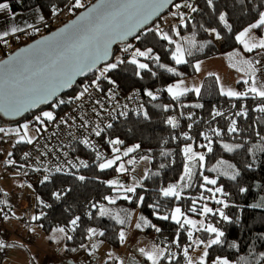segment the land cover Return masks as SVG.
<instances>
[{"label": "snow or ice", "instance_id": "obj_1", "mask_svg": "<svg viewBox=\"0 0 264 264\" xmlns=\"http://www.w3.org/2000/svg\"><path fill=\"white\" fill-rule=\"evenodd\" d=\"M22 2V0H18ZM209 7L215 10L214 0H206ZM244 3V0H241ZM173 4V0H97L96 3L90 6L84 3V0H70V3L66 4L65 7L69 12L75 14L76 9L86 8V11L76 16L70 23L60 28L58 31L53 32L51 35L44 36L40 40L34 43L20 48L14 54L9 55L7 59L0 60V112L5 115L17 116L24 112L39 107L41 104H49L53 99L55 103L51 104L52 108L58 109L61 105H71L76 101H84L85 98L92 101L94 107L92 112L96 117L101 116V112H107L104 108V104L101 99H93V93L90 91L94 89L96 92H104L101 81H107L109 85L113 87L106 93L107 97L111 100L116 99V93L113 89L118 88L116 80L112 79L108 74L114 72L121 65L130 64L134 66V74L140 79L144 76L142 73H150L153 77L157 76V72L153 71L150 67L149 62H155L160 68L166 72L173 74L174 76L181 77L183 73L178 71L175 67H169L167 64L161 63V56L157 54L153 47L145 46L143 49L135 47V45L129 43L124 45L121 49L123 53L128 54L127 56H113L111 54V46L117 41H125L129 36H133L137 41L141 40L143 36L148 33H152L159 40L166 41L168 45L174 46L171 51V59L176 65L187 64L189 61L186 59L187 56L193 55V50L197 49V45L193 39L182 38L188 40V47H185L180 41L174 38L181 37V28L189 27V20L191 17L186 16V13L182 11V8L190 9L192 13L199 11L194 6L191 0H185L183 4L176 3L173 7L176 11L171 12L173 18L178 19V24L170 25L168 30H165L159 24L154 27H145L153 20L154 17L160 15L162 10ZM256 11V17L254 22L249 23L246 27L240 30L235 35V40L242 46L243 52L239 49L233 53H229V58L233 56H243V53H255L259 58L242 59L243 67L239 69L245 72L247 78L242 79V84L246 86L244 91H238L232 88H225L223 85L220 86V95L234 98L236 100H246L248 98L258 100L259 103L252 109V111L264 114V0H261L259 4H253ZM39 11V9H37ZM51 15L59 17L63 9L53 5L51 7ZM7 12L10 14L11 19H16V13L12 12L11 4L8 0H0V13ZM41 23L45 22V16L40 14L38 17ZM219 22L229 31H232V24L227 18V13L219 14ZM201 27H203L201 25ZM31 30L32 33H38L40 31L33 23L25 22L24 26L13 24L8 30L0 31V43L8 45L9 36H13L19 39L18 33H28ZM143 30V31H142ZM204 31L209 34H214L217 39L221 38L220 32L216 28H204ZM139 33V34H138ZM259 33V34H258ZM211 43V41H208ZM206 45H202L203 47ZM198 50V49H197ZM142 58V59H141ZM111 61V62H109ZM98 64H103V67H97ZM196 71H200L201 64L197 62L194 65ZM95 71L97 75L91 79L90 83H84L81 86V90L74 96L67 99L60 98L59 94L66 88L72 87L76 77L85 76L88 73ZM219 81V77H217ZM241 81H238L240 83ZM157 91H166L173 100L179 101L181 97L185 96L189 92L195 93L197 96L200 95V87L186 86L183 79L178 80L176 83L169 84L164 89H158ZM151 100H156L157 95L151 91L146 90L145 93ZM118 103V102H117ZM82 107V105H78ZM127 107V105H125ZM171 105H164V111H168ZM184 107L203 108L204 105L196 103L193 105H181ZM235 104L232 108H236ZM142 108V106H141ZM141 112L138 111L137 115ZM145 119H148V112L142 111ZM249 110L247 106L242 105L239 110L234 112L235 117L247 118ZM111 115V113H109ZM121 116H126L127 112H120ZM184 115L183 111L180 113ZM194 113H189L187 118L193 119ZM225 113L218 109H213L211 112L212 119L215 120L217 117H224ZM57 119L56 115L52 110L41 111L39 114L34 116V120L38 125L35 129L37 133L46 126V122H52ZM227 119L230 121L227 128V133H239L240 128L238 122L233 116H228ZM81 123L79 125L82 129L91 128V132L96 137H100L105 132V128H112L111 123H107L104 127L98 122L90 123L89 120L80 117ZM71 121V123H70ZM76 118L69 116L66 118H60L58 124L67 127H72L75 124ZM257 121L260 122L261 118L257 117ZM195 123V121H193ZM167 124L172 128L179 126L176 117H169ZM193 124H189L188 128L191 129ZM30 124L24 123L21 127L15 129H6L0 127V133L4 135L15 134L19 139L16 143L26 142L32 144L34 138L29 135ZM71 135V133H69ZM224 131L220 128H211L210 133L203 132V140L206 143L198 145L199 148L206 149L205 152L196 151L193 145L186 144L182 148V153L186 159L184 164L183 175L180 176L179 182L170 184L167 187L160 188V194L165 198H175L176 201L184 199V189L191 187L193 177L196 175L197 169H199V175L202 178L203 183L200 185L202 189L210 193L209 197H205L203 194L198 198L199 201H205L207 199H214L217 205H222L223 208L229 207V204L225 199H217V194L227 197L230 194L225 192L223 185H218V181L221 176L227 177L228 180L236 181L241 175L240 171L236 169L233 164H228L226 161L221 159L217 162L216 166L208 169L209 172L217 173L214 178H210L208 175H204L203 169L205 167L206 156L214 152V141L213 136L222 138ZM183 137L187 141H193V137L188 132L182 133ZM255 135L260 136V131L255 130ZM76 139V137H73ZM261 140H264V136H260ZM175 139V137H173ZM80 143L89 147L96 154V160L100 161L98 168L103 171L112 169L115 166V170L118 173H129L130 169L127 165H135L137 163L134 157L129 158L126 162L123 160L124 157H130L131 153L137 152L140 149L139 144L127 147L123 151L118 145L124 143L123 140L107 139V144L111 147L113 156L111 158H105L104 154L99 151L98 146L90 140L89 136H84L79 140ZM167 143V141H165ZM221 147L227 152H234L237 149L244 148L243 143L231 144L220 141ZM261 151H264V145L261 146ZM67 155V153H64ZM163 155H171V153L165 152ZM28 153H25V159L28 157ZM47 155V153H43ZM8 156L11 157L12 153L9 152ZM142 160H147L149 157L142 156ZM119 162V163H118ZM7 164H15L16 161L13 159L6 160ZM71 164V161H69ZM79 166L87 168L88 163L84 160L79 161ZM253 165L248 164L247 167L251 168ZM23 167V166H21ZM72 167H77L76 164H72ZM164 167V165H161ZM37 171L39 169H36ZM133 167L131 171H134ZM57 172L61 171L60 167L56 168ZM153 175H159V173H153ZM149 178V172L146 171L144 179ZM79 180L83 181L84 176H79ZM133 183L126 186L119 179H112L104 181L115 193V196L105 195L103 199L109 204H115L118 199L127 201L132 200V196L135 195L137 188L142 186V181L137 180L135 177L132 178ZM44 180H48L45 176ZM208 185L214 187H207ZM31 187V185H29ZM70 191V189H69ZM241 193L247 192L248 189L241 187L239 189ZM66 194V193H64ZM56 199H60L62 193H53ZM39 199V198H38ZM137 205H143L144 197L138 196ZM197 199H192L191 207L187 211L183 210L180 206H176L164 214H161V205L157 201L154 204L148 205L149 208L153 209L152 215L156 219L161 221H172L178 229L175 233L174 238L171 242L164 243H153L149 248L140 247L137 249L139 254L143 256L149 264H177L180 256L184 259V264H208L209 262V249L213 246L222 245L225 237V232L219 227L206 223L205 220L193 219L188 213H195L203 217H207L209 214L213 216H219L222 221L233 223L232 219L225 214L222 208L209 207L207 203L198 205ZM6 201H0V204H6ZM41 204L44 202L41 200ZM50 207V205H44ZM257 207L258 205H251ZM92 209H98L99 216L103 217L111 215V218L115 219L120 225H126L129 223V219L132 215L130 212L125 213V218L120 217V213H110L103 204L92 203ZM0 214H3L4 219H9L7 213L4 212L3 208H0ZM88 217H92V212L87 213ZM40 216H33V220H39ZM80 216H76L70 221V231L75 232L79 227ZM136 229L144 230L145 228L154 229L156 233H161L162 229L152 222V220L141 215L139 222L135 224ZM34 231L35 229H31ZM57 232L63 234V237L71 241L72 235H69L64 227L57 229ZM185 232L187 236L188 244L182 245L180 241V233ZM208 233L212 234L210 238L202 239L199 238L197 233ZM104 231L98 230L95 227H89L86 229V238L92 241L95 237H103ZM119 240L124 243L127 239L126 232L123 228L119 231ZM99 243H92L89 245L81 243L80 248L89 251V255L94 254L95 250L99 247ZM23 247V245L7 244L3 239H0V250L13 247ZM175 247L178 251H173ZM203 248L202 253L198 258L191 256L190 250ZM230 247L238 248V245L233 242ZM70 251L76 252L77 248H71ZM35 259V258H33ZM109 261H116L118 264H124V261L119 257H115L112 253H109V260L105 261V264H109ZM264 261V252L259 254V259L256 264H260ZM211 264H232L228 257L216 256L212 259Z\"/></svg>", "mask_w": 264, "mask_h": 264}, {"label": "trees", "instance_id": "obj_2", "mask_svg": "<svg viewBox=\"0 0 264 264\" xmlns=\"http://www.w3.org/2000/svg\"><path fill=\"white\" fill-rule=\"evenodd\" d=\"M95 1L92 0L86 5L90 6ZM8 2L11 4L12 12L14 13H27L39 9L40 13L45 16V21L49 24L46 32L40 36L31 32L30 40L20 45L23 46L62 26L63 24L58 26L53 23L57 16L51 15L50 10L53 5H56L63 9V13L67 9L65 5L70 3V0H22V2L8 0ZM260 2L261 0H244V3H241V0H214L215 10H213V8L207 5L206 0H194V6L199 11L192 13L190 9H187L188 15L185 12L186 16L191 17L189 27L181 28V37H175L185 47H188V40L182 38L193 39L197 45L198 50L194 49L193 55L186 57L189 61L187 64L176 65L171 59L170 51V49H174V46L168 45L166 41L159 40L152 33L143 36L136 43L135 47L142 49L145 46L153 47L155 52L161 56V63L167 64L169 67H175L183 73L181 77L174 76L164 69H160L155 62H149L153 71L157 72V76L155 77L150 73L144 72L142 73L144 78L140 79L134 74V66L130 64L121 65L114 72L109 73V76L117 82L118 93L127 94L135 89L140 91L143 99V110L148 112L149 118L145 119L142 113L140 115L129 114L128 116L120 117L113 122L112 128H106L105 132L98 137V140L106 148L107 156L105 158L113 156L111 151L112 146L107 144V139L119 138L123 140L124 143L117 146L121 149L139 144L141 146L140 149L130 155L134 156L136 160L141 159L142 156L149 157V178L142 180V186L137 188L135 195L129 194L132 196L131 201L120 199L115 204H109L103 197L105 195L114 196L116 193L103 182L112 179H119L122 182L120 178L121 174L115 170V166L112 169L101 171L98 168L100 161L96 160L95 152L81 147L77 150V154L88 163L89 167H82L71 174L48 180L47 183L37 186L39 199L37 198L35 216H40L41 218L34 220V223H39L47 232L54 228L64 227L68 234L73 236L71 241L66 240L64 244L67 255H73L78 252L81 249L79 247L81 243L88 244L90 242L86 238V229L89 227H95L98 230L104 231L105 235L103 237H96L98 242L102 241L99 244H108L112 248H119L121 245L118 238L119 231L121 228L126 229L129 223L120 225L115 219L111 218V215L99 216L98 209L91 208L92 203L103 204L112 214L119 212L121 218H125L126 212L132 213L134 209L138 208L140 216L147 217L162 229V232L156 233L154 238L159 243L171 242L178 226L170 220L161 221L156 219L152 215L153 209L149 208L148 205L158 201L161 205V214L176 206H180L187 211L191 206L192 199L198 200L201 194L206 193L200 187L203 181L199 175V169L193 179L192 186L185 190L184 199L176 201L175 198H165L160 194L159 190L162 187H167L169 184L179 182L180 176L183 175L186 159L182 153V148L186 144L191 143L197 151L205 152L206 149L198 147L199 144L206 143L201 133H210L211 128H220L225 134L222 138L213 136L214 152L206 156L205 167L203 169L204 175L214 178L217 173L209 172L208 169L216 166L217 162L221 159L228 164L235 165L241 175L236 181L228 180L224 176H221L218 181V185H223L225 192L230 194L227 197H223L226 198L229 204L225 214L232 219L233 223L222 221L219 216L209 215L210 222L223 230L225 237L222 238L224 240L222 245L213 246V248L209 249L208 264H211L212 259L216 256L228 257L234 264H256L259 254L264 252V151H261L264 140L260 138V136H264V114L252 111L259 101L251 98L236 100L220 95L218 81L213 76L204 79L199 96L193 92H189L181 97L179 101H175L166 91L157 90L164 89L169 84H173L180 79L195 77L197 71L194 65L197 62L219 55H228L240 49L241 46L235 40V35L251 23L252 17L256 15L253 4H259ZM85 9H76L77 11L75 14L72 13L70 19ZM221 13H227V18L232 24L231 32L219 22L218 17ZM175 22L178 24V19ZM204 28H216L220 32L221 38L217 39L214 34L205 32ZM208 41H211V43H208ZM124 45H117L114 49V55ZM202 45L206 46L200 47ZM18 48L10 52L6 49L3 50L0 59L5 58ZM127 55L125 54L124 56ZM95 75H97L96 72L86 78L80 79L70 92L61 95L60 98L67 99L76 95L81 90L82 84L90 83ZM146 90L153 91L158 98L151 100L145 94ZM196 103H201L204 107L181 108V105H193ZM233 104L237 107L232 108ZM164 105H171L172 107L168 111H164ZM242 105L247 106L249 110L247 118L235 117L233 115ZM67 106L69 105H61L58 109L55 108L56 116ZM47 108H51V105L42 106L35 112L26 114L20 120L30 118ZM213 109L223 111L225 113L224 117H217L213 120L211 116ZM181 111L184 113L183 116L180 115ZM189 113L195 114L192 120L187 118ZM228 116H233L237 120L238 127L240 128L238 134L227 133L230 123L227 119ZM169 117L177 118L179 124L177 128H172L167 124ZM257 117L261 118L260 122L257 121ZM3 121L7 120L0 116V126ZM190 123L193 124L191 129L188 128ZM255 130L260 131V136L255 135ZM184 132H188L193 137V141L185 140L182 135ZM221 140L224 143L231 144L243 143L244 148L237 149L234 152H227L221 147ZM24 146L25 144L15 146L10 151L12 153L10 158L18 156ZM165 152L171 153V155H163L162 153ZM248 164H252L253 166L248 168ZM161 165H164V167H161ZM153 173H159V175H153ZM79 176H84L85 179L81 181L78 179ZM241 187L247 188L248 191L241 193L239 191ZM55 192L62 193L59 200L53 195ZM138 196L144 197L143 205H137L136 198ZM41 200L44 202L43 204L40 203ZM44 205H50V207H45ZM251 205L258 206L252 207ZM214 206L217 207L219 205L214 204ZM89 211L92 212L91 218L87 215ZM76 216H80L81 218L79 227L75 232H71L70 221ZM143 231L146 235L151 236L154 229L145 228ZM211 235L202 233L201 236L198 233L197 236L207 239ZM180 241L182 245L189 243L185 232L180 233ZM233 242L238 245V248L230 247ZM74 247L77 248V251H70ZM175 251L178 250L175 248ZM177 264H184L182 255ZM260 264H264V261H261Z\"/></svg>", "mask_w": 264, "mask_h": 264}, {"label": "built area", "instance_id": "obj_3", "mask_svg": "<svg viewBox=\"0 0 264 264\" xmlns=\"http://www.w3.org/2000/svg\"><path fill=\"white\" fill-rule=\"evenodd\" d=\"M191 2L194 4V0H191ZM182 11L187 13V8H182ZM69 13L70 12L66 9L62 14L59 15V18L56 17L58 18L60 25L69 21L70 17L65 19ZM101 84L104 92H96L94 89H91L90 91L93 93V99L102 100L104 108L108 110L107 112L102 111L101 116L96 117L91 110L92 107H94L91 100L87 99L86 97L84 101H76L74 104L67 106L63 111H61L56 116L57 119L55 121L47 122L46 126L41 129L33 143L26 144L22 151L19 152L18 156L13 158L7 156V158L3 161L6 162L8 159H13L16 161L15 164L11 165L6 163L7 165H5L4 170L11 169L18 173L24 185L23 198L24 200L27 197L30 198L28 215L23 218V222L27 226H30L34 222L32 217L35 216V211L37 210V186L47 183L48 180L66 176L82 168L79 166V161L83 159L79 157L77 150L81 147L89 151L92 150L80 143V139H82L84 136H89L90 140L98 146L99 151L104 154V157L107 156L105 146H103L99 142L98 137H96L94 133L91 132V128L85 130L79 127L81 123V116H83L84 119L89 120L90 123L98 122L101 124V127H104L107 123L113 124V122H115V120L118 118L124 117L120 115V112L122 111L127 112L126 116L129 114L137 115L138 111L142 113L143 99L138 89H135L127 94H122L117 92V88H114L113 91L116 93V99L111 100L107 97L106 93L113 86L109 85L107 81L103 80L101 81ZM78 105H82V107H78ZM125 105H127V107H125ZM109 113H111V115H109ZM69 116L76 118L75 124H73L72 127L69 128L64 125H60L59 127L56 126L60 118L67 119ZM69 133H71V135ZM73 137H76V139ZM5 146V141L0 140V158H2L1 153L3 152ZM25 153L29 154L27 159H25ZM43 153H47V155H43ZM64 153H67V155ZM69 161H71V164ZM72 164H76L77 167H72ZM57 167L61 168L60 172L56 171ZM36 169L39 170L37 171ZM45 176L48 177V180L46 181L44 180ZM130 182L131 180L129 178L125 179V183ZM29 185H31V187H29ZM28 233L30 234L29 231ZM13 235L14 234L12 232L0 224V236L4 240L10 239V237ZM151 235L153 237L156 236L155 230ZM30 236H27L24 239V242L28 245H31L33 241V238ZM172 250L175 251V248L173 247ZM6 259L7 252L5 250H1L0 263L5 262ZM57 261L60 263H65V261L61 259H58Z\"/></svg>", "mask_w": 264, "mask_h": 264}, {"label": "crops", "instance_id": "obj_4", "mask_svg": "<svg viewBox=\"0 0 264 264\" xmlns=\"http://www.w3.org/2000/svg\"><path fill=\"white\" fill-rule=\"evenodd\" d=\"M40 14V11L37 10L27 13L19 12L16 13V19L13 21L9 13H0V31L8 30L13 24L22 27L24 26L25 22L33 23L37 27H42L46 24V21L43 23L39 21L38 17ZM255 17L256 15L252 17L253 22ZM171 24H176V22L173 21L171 22ZM10 37L12 36H9L8 39ZM239 50L243 52L242 46ZM244 58L254 59L259 57L256 56L255 53H243V56H233L229 58L228 54L219 55L210 59L200 61V63H207L208 65L207 75H205L204 79L209 76H213L216 79L217 77H219V81L217 80L219 88L221 85H223L226 89L232 88L238 91H244L246 86L242 84V79L247 78V76L245 72L239 70L243 67L242 59ZM197 75L198 71L196 76ZM261 78L264 79V77ZM238 81L241 82L238 83ZM0 165L1 170L3 171L6 162H3L2 164L0 163ZM14 176L18 178L17 173H14ZM13 185L15 188L13 187L14 189L11 193H0V201L7 202L6 204H0V207L4 209V212L7 213L9 217V219H4L3 214H0V224L7 229L15 232L16 235L10 237V239L8 240H4L1 236L0 239H3L7 244L23 245V247L17 246L13 248L3 249L7 252L8 258L4 263L0 264H63L56 261L46 253H53L65 262L73 261L76 264H80V262H82V264H105V261L109 260V253H112L115 257L121 258V254L119 253L121 248L119 247L118 251H112L113 248L108 244H99V247L92 255H89V251H86L84 249H80L73 255H67L65 253L64 244L66 242V239L64 237L57 239L55 238V236H51L54 233V230L47 232L39 223L33 222L30 226H27L23 222V217L25 214L19 209V196L24 188V185L23 182L19 179H14ZM31 229L35 230L32 231ZM28 231L32 236L35 237L36 244L39 249L31 247L24 242L23 238ZM96 239L97 238L88 243L89 250L92 243H98ZM111 262L118 264V262L116 261H109V264Z\"/></svg>", "mask_w": 264, "mask_h": 264}, {"label": "rangeland", "instance_id": "obj_5", "mask_svg": "<svg viewBox=\"0 0 264 264\" xmlns=\"http://www.w3.org/2000/svg\"><path fill=\"white\" fill-rule=\"evenodd\" d=\"M92 0H84V3L87 4L88 2H90ZM185 2V0H181V1H178L177 3H181L183 4ZM182 10V9H181ZM77 10H75L76 12ZM176 11V9L174 7H172V9L170 11H168L167 13H165L159 20L155 21L154 24L152 25V27H154L156 24H159L160 26H163L164 28V25H165V30H168L169 29V26L172 25L171 22L175 21L176 18H173L171 16V12H174ZM72 13L70 12L68 16L65 17V19L71 17ZM59 18V17H58ZM58 18H55L53 23L55 25H58L60 26V22L58 20ZM253 22V19L252 21ZM48 22H46L45 25H43L42 27H39L40 31L38 33H32V34H36L37 36H40L42 35L43 33L46 32L47 28L49 27V24H47ZM174 25V24H173ZM30 33H31V30L28 31V33H21V34H17L19 36V39H16L14 38L13 36L10 37L8 40H9V43L8 45H4L3 43H0V57H1V54H2V51L3 50H7V51H12L14 50L15 48H18L20 45H22L25 41H28L30 40ZM175 38V36H174ZM176 39V38H175ZM178 40V39H177ZM179 41V40H178ZM138 41L136 39L132 40L131 44L135 45L136 46V43ZM127 43V44H129ZM3 44V46H2ZM126 45V44H125ZM124 46L121 47V49L123 48ZM118 50L116 52V54L114 56H124L126 53H123L122 51ZM201 64V67H200V71H198V75L196 77H193V78H188V79H183L184 82H185V85L186 86H189V87H192V86H196V87H200L201 84H202V81L205 77V75H207V71H208V65L207 63H200ZM103 67V65L101 66ZM176 83V82H175ZM169 95V94H168ZM170 96V95H169ZM48 110H52L54 112V114L56 115V112H55V108H47V109H44V110H41V111H48ZM40 111V112H41ZM40 112L36 113L35 115L39 114ZM34 115V116H35ZM34 116L30 117V118H27V119H22V120H18V121H3L1 122V126L0 127H4L6 129H15L17 127H21L24 123H29L30 124V129H29V135H31L34 140L36 139V137L38 136V134L40 133H37L35 131L36 127L38 126L34 120ZM47 123V122H46ZM19 138L17 136H15L14 133L10 134V135H4L3 133H0V140H4L5 143H6V146L3 150V152L1 153L2 155V158H0V163L2 164L3 161L7 158L8 156V153L17 145L19 144H28L26 142H21V143H16V140H18ZM33 140V141H34ZM194 148V147H193ZM122 151L124 149H121ZM194 150H196L194 148ZM197 151V150H196ZM201 152V151H200ZM131 157H134L132 155H130V157H124L123 160L126 162L129 158ZM111 158V157H110ZM135 158V157H134ZM137 163L133 166V165H127L126 164V167H128L130 169L129 173H123L121 174V180L123 182V184H125L126 186L128 185H131L133 183V177H135L137 180H144V175H145V172L148 171L150 172V160L147 159V160H142V159H139V160H136ZM187 162V161H186ZM119 163V162H118ZM135 168L134 171H131L132 168ZM198 171V169H197ZM14 173L16 174V172L14 170H4L3 171L1 170V165H0V193H11L13 191V189L15 188L14 185H13V180L14 179H19L21 180L20 176L18 175L17 173V176H14ZM197 173V172H196ZM195 177V176H194ZM193 177V179H194ZM129 178L131 180L130 183H125V179ZM22 181V180H21ZM174 184V183H173ZM170 185V184H169ZM14 187V188H13ZM207 187H210V186H207ZM188 187H186L184 189V192H183V196H185V190H187ZM23 194H24V188L19 196V209L25 214L24 217L26 215H28V208H29V201H30V198L27 197L23 198ZM205 197H209L211 194H209L208 192L204 193L203 194ZM1 196V195H0ZM36 196L38 198V194L36 192ZM115 196V195H114ZM201 196V195H200ZM199 196V197H200ZM198 197V198H199ZM217 199H225L223 196H221L220 194H217L216 196ZM120 200V199H118ZM227 202V201H226ZM203 203H207L209 207H212L213 209L215 208H222L223 211L225 212L226 211V208H223L222 205H219L217 207L214 206L215 203V200L214 199H207L205 201H199L198 200V205L199 204H203ZM228 203V202H227ZM191 207V206H190ZM189 207V208H190ZM1 208V207H0ZM183 209V208H182ZM184 210V209H183ZM186 211V210H185ZM189 216L193 219H197V220H205L206 223H211L210 220H209V214L206 218L203 217V216H200L198 214H195V213H188ZM195 214V215H194ZM198 215V216H196ZM23 217V218H24ZM139 218H140V212H139V209L136 208L134 209V211L132 212V215L130 217V220H129V224H128V227L125 230L126 232V236H127V239L124 243H122V245L120 246V254H121V258L125 264H149V262L146 261V259L141 256L139 254V252L137 251L138 248L140 247H145V248H149L153 243H159L156 238H154L152 235L151 236H148L146 235V233L143 231V230H139V229H136L135 227V224L137 222H139ZM212 224V223H211ZM6 228V227H5ZM7 229V228H6ZM57 229L58 228H54L52 230H54L53 234L51 236H55V238H63V234L61 233H57ZM9 230V229H8ZM51 230V231H52ZM145 230V229H144ZM10 232H12L14 235H16L15 232L9 230ZM202 233H199L201 234L202 236ZM13 235V236H14ZM31 234H29L27 232V234L24 236L23 239H25L27 236H30ZM46 235V234H45ZM198 235V233L196 234ZM199 237V238H202V237ZM33 238V241H32V244L30 245L31 247H34V248H38L37 244H36V239L34 236H30ZM96 238V237H95ZM94 238V239H95ZM30 239V238H29ZM118 251L119 249L118 248H113L112 251ZM203 251V248L201 247L200 249H194V250H190V255L193 256V258H198L199 255L202 253ZM47 255H49L50 257L54 258L56 261L58 259H60L59 257H57L55 254H48L46 253ZM7 258H8V254H7ZM7 260V259H6ZM5 260V261H6ZM78 261V260H77ZM4 263V262H3ZM111 263H114V262H111ZM80 264H82V262H80ZM115 264V263H114ZM234 264V263H232Z\"/></svg>", "mask_w": 264, "mask_h": 264}, {"label": "water", "instance_id": "obj_6", "mask_svg": "<svg viewBox=\"0 0 264 264\" xmlns=\"http://www.w3.org/2000/svg\"><path fill=\"white\" fill-rule=\"evenodd\" d=\"M178 1H181V0H173V4H170V5L166 6V7L162 10V12L160 13V15L157 16V17H154L153 20L149 23V25H146L145 27H151V26L154 24L155 21L159 20V19H160L165 13H167V12L169 11V9H170V8H171L176 2H178ZM96 2H97V0H96L94 3H96ZM84 11H86V9L83 10L82 12H84ZM82 12H80L78 15H80ZM78 15H77V16H78ZM75 18H76V16H75L74 18L70 19L68 22H66V23L63 24L62 26H60L59 28H57L56 30H54V31H52L51 33H49V34H47V35H44V36L51 35L53 32L58 31L60 28L64 27L66 24L70 23V22H71L73 19H75ZM142 31H143V30H142ZM138 34H139V33H138ZM44 36H42V37H40V38H38V39H36V40H34V41H31V42H29V43L26 44V45L20 46L18 49H16L14 52L10 53L9 55L14 54L16 51H18V50H19L20 48H22V47H26V46H28V45L34 43L35 41L40 40V39L43 38ZM133 39H135L133 36H129V37L127 38V40H125V41H117L116 43H114V44L111 46V50H110V51H111V54L114 56V49H115V47H116L117 45L127 44V43L131 42ZM9 55L6 56L5 58L0 59V60L7 59V58L9 57ZM109 62H111V61H109ZM102 65H103V64H98L97 67H101ZM93 73H95V71H93V72H91V73H88V74L85 75V76H78V77H76V80L74 81L72 87L64 89V90L59 94V97H60L61 95H63V94H66V93L70 92V91L73 89V87L75 86V84H76L80 79H82V78H86V77H88L89 75H91V74H93ZM54 102H55V99H53V101H51L49 104H41L39 107H37V108H33V109H30V110L24 112V113L21 114V115L11 116V115H5L3 112H0V116H1L2 118H4L5 120H7V121H17V120H20L21 118H23L26 114H28V113H32V112H35V111H36L37 109H39L40 107H42V106H47V105H51V104H53ZM63 264H76V263H74L73 261H69V262H65V263H63Z\"/></svg>", "mask_w": 264, "mask_h": 264}]
</instances>
